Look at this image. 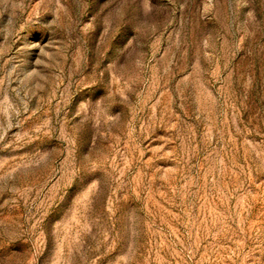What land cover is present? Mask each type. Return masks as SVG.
<instances>
[{
  "label": "rangeland",
  "instance_id": "374dc122",
  "mask_svg": "<svg viewBox=\"0 0 264 264\" xmlns=\"http://www.w3.org/2000/svg\"><path fill=\"white\" fill-rule=\"evenodd\" d=\"M0 264H264V0H0Z\"/></svg>",
  "mask_w": 264,
  "mask_h": 264
}]
</instances>
